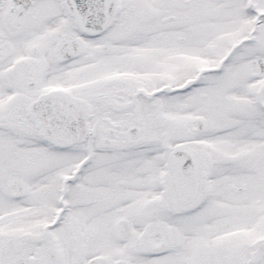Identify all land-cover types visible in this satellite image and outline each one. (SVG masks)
<instances>
[{
  "label": "snow or ice",
  "instance_id": "obj_1",
  "mask_svg": "<svg viewBox=\"0 0 264 264\" xmlns=\"http://www.w3.org/2000/svg\"><path fill=\"white\" fill-rule=\"evenodd\" d=\"M0 264H264V0H0Z\"/></svg>",
  "mask_w": 264,
  "mask_h": 264
}]
</instances>
